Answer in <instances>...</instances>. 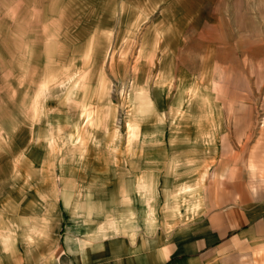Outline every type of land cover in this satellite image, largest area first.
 <instances>
[{
  "label": "rangeland",
  "instance_id": "rangeland-1",
  "mask_svg": "<svg viewBox=\"0 0 264 264\" xmlns=\"http://www.w3.org/2000/svg\"><path fill=\"white\" fill-rule=\"evenodd\" d=\"M251 148L264 178V0H0V208L64 174L97 221L173 227Z\"/></svg>",
  "mask_w": 264,
  "mask_h": 264
},
{
  "label": "crops",
  "instance_id": "crops-1",
  "mask_svg": "<svg viewBox=\"0 0 264 264\" xmlns=\"http://www.w3.org/2000/svg\"><path fill=\"white\" fill-rule=\"evenodd\" d=\"M252 149L242 172L220 175L218 164L196 213L173 227L123 230L97 221L96 191L62 174L54 193H44L42 214L0 208V264H217L227 257L264 264V178L250 173Z\"/></svg>",
  "mask_w": 264,
  "mask_h": 264
}]
</instances>
